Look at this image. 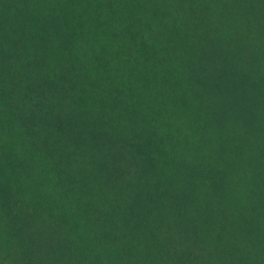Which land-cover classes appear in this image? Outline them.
Instances as JSON below:
<instances>
[{
	"label": "trees",
	"instance_id": "trees-1",
	"mask_svg": "<svg viewBox=\"0 0 264 264\" xmlns=\"http://www.w3.org/2000/svg\"><path fill=\"white\" fill-rule=\"evenodd\" d=\"M217 1L135 0L169 23L140 85L83 52L84 0H0V156L102 264H264V0Z\"/></svg>",
	"mask_w": 264,
	"mask_h": 264
},
{
	"label": "rangeland",
	"instance_id": "rangeland-1",
	"mask_svg": "<svg viewBox=\"0 0 264 264\" xmlns=\"http://www.w3.org/2000/svg\"><path fill=\"white\" fill-rule=\"evenodd\" d=\"M84 3L77 11L80 32L91 44L90 47L85 44L81 47L92 59L90 62L100 65L102 70L111 66H138L140 76L137 83L145 84L147 78L143 75V65H153V58L160 50L159 41L164 38L161 32L164 27L168 32L169 23L165 24L164 20L161 23L147 22L143 19L142 7L135 0H84ZM30 23L31 20L26 18L28 28ZM181 31L185 32L184 29ZM151 37L157 42H152ZM121 73L126 80L128 71L121 69ZM92 80V97L87 106L94 105L98 110L113 114L111 100L105 98L110 80L100 72L92 73ZM119 87L125 90V86ZM1 158L0 264H8L16 256L18 264H102L92 257L90 244L85 242L87 238L91 242L96 231L88 233L89 229L74 225L58 207L56 201L63 198L56 190L51 193V198L34 191L18 167Z\"/></svg>",
	"mask_w": 264,
	"mask_h": 264
}]
</instances>
